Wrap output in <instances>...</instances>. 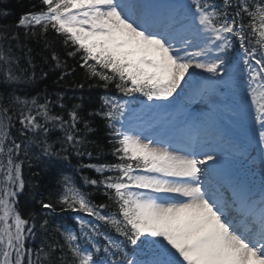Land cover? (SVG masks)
Segmentation results:
<instances>
[{
	"label": "snow or ice",
	"instance_id": "snow-or-ice-1",
	"mask_svg": "<svg viewBox=\"0 0 264 264\" xmlns=\"http://www.w3.org/2000/svg\"><path fill=\"white\" fill-rule=\"evenodd\" d=\"M41 4L46 10L21 16L16 27L33 34L37 27L45 33L51 29L75 49L69 56L80 54V67L91 76L105 86L115 84L124 96L139 94L149 102L147 107H153V101H169L177 89L183 91L182 81L187 84L196 78L204 80L214 94L219 85L234 83L238 71L246 83L245 106L264 150V0H221L219 4L215 0L165 4L41 0ZM236 42L239 52L233 57L230 53ZM13 64L15 58L0 51V71L7 80L19 79ZM14 102L28 109L20 113L24 129H43L47 134L48 127L37 117L46 124H59L64 142L80 154L78 145L83 141L76 138L79 117L75 110L68 114L69 123L50 115L47 104L37 105L35 99L16 97ZM126 103L105 99L102 113L114 137L112 155L119 162L83 165L102 176L116 173L84 180L85 184H102L115 211L102 214L107 205H93L68 177L57 200L62 210L84 213L121 239L117 242L81 218L78 234L61 233L64 243L59 259L53 246L48 251L40 248L35 259L27 247L33 228L15 207L17 193L25 187L22 162L15 158L21 144H6L13 117L8 107L0 108V264H264V185L258 198L240 184L231 196L222 197L207 180L218 167L215 149L201 146L197 151L186 145L174 150L171 143L125 129ZM33 107L36 115H32ZM43 152L56 155L47 143ZM40 206L55 211L50 202L41 201Z\"/></svg>",
	"mask_w": 264,
	"mask_h": 264
},
{
	"label": "trees",
	"instance_id": "trees-1",
	"mask_svg": "<svg viewBox=\"0 0 264 264\" xmlns=\"http://www.w3.org/2000/svg\"><path fill=\"white\" fill-rule=\"evenodd\" d=\"M215 2L219 4L221 0ZM251 2L253 1L249 0V3ZM43 10L46 9L41 0H0V51L15 58L12 69L14 75L19 77L17 80H7L5 74L0 71V108L8 107L9 115L13 117L9 129L10 139L6 144H11L12 141L21 144L15 158L16 162H22L25 187L17 193L15 207L22 218L28 221L27 226L33 228V233L26 241L27 247L32 249L36 256L40 248L48 251L49 246H53L56 249L54 256L59 259L60 245L64 243L61 233L67 230L78 234V220L82 218L87 221L84 213L64 211L57 203L59 194L63 191L64 178L68 177L86 194L93 205H107L102 214L115 211L112 201L105 195L103 185L85 184L84 180H101L104 176H115L116 173L105 172L102 176L83 165H111L119 162L112 155L114 137L110 134L108 122L102 115L104 100L128 99L138 94L124 96L116 89L115 84L105 86L99 78L91 76L87 69L80 67V54L69 56L68 53L75 49L51 29L45 33L37 27L36 34H33L28 29L16 27L21 16ZM16 97L29 102L35 99L37 105L47 104L50 115L60 116L69 123L71 121L68 114L75 110L79 117L76 138L83 141L78 145L80 154L64 142L65 132L59 124H46L42 117H37L39 123L48 127L47 134L43 129H24L19 123V118L21 111L28 109L15 103ZM36 111L37 108L33 107L32 115H36ZM116 126L118 127V123ZM21 131L24 135H21ZM45 143L51 146L56 155L44 154ZM62 148L66 151H61ZM65 156L67 159H64ZM41 201L52 203L55 211L42 209ZM45 220L48 223L41 228L40 225ZM96 222L100 231L107 232L111 238L121 239L107 226ZM99 243L101 246L105 243L102 237ZM67 259L70 260L71 257Z\"/></svg>",
	"mask_w": 264,
	"mask_h": 264
},
{
	"label": "rangeland",
	"instance_id": "rangeland-1",
	"mask_svg": "<svg viewBox=\"0 0 264 264\" xmlns=\"http://www.w3.org/2000/svg\"><path fill=\"white\" fill-rule=\"evenodd\" d=\"M149 0H147L148 2ZM186 2V0H185ZM201 74V73H200ZM193 81V80H192ZM192 81H190L189 83H184L182 81L181 83V88L183 89V91H181V89H177V92L173 94V97L169 98V101H171V103H169V101H153L152 104L154 105L153 107H145L141 109V114H143L144 116L148 117L149 121H154L155 123L157 122V124H159L160 128L163 130L162 135L164 138L166 139H171V138H175L174 134L176 133L181 139H190V140H195L197 139V135H196V131L197 129H201L205 126L210 127V123H211V119H212V114L217 113L218 110L221 107V104L225 101V99L223 100H218L215 99L213 100L212 103L208 102L205 100L204 98V93L197 91L195 93H192V91L197 90L196 89H192V91L186 93V97L183 99V101L177 97V93L178 92H184L186 85L190 86V83H192ZM197 82V81H196ZM195 82V83H196ZM205 90H208L205 87ZM196 94V95H193ZM213 94V93H212ZM215 94V93H214ZM213 94V96H214ZM157 103V105H161L160 107H157V110L155 112V103ZM182 105L178 106V103H182ZM127 105V103H126ZM189 106V107H196V108H202V107H206V109H210L211 110V115L209 116V119H205L206 122H202V121H196L195 117L192 116H186L185 114L179 115V118H177V121H175L173 123L172 126H168L165 123V119H168L169 117L167 116V111L172 108L173 111H177L178 113H182V108L183 106ZM146 111H149V114L146 115ZM152 111V113H151ZM125 121H124V127L128 128L132 131H134V127L139 126L141 128L144 129H148L152 123L150 124H146L143 123L142 121H140L139 119H136V117H138L137 113L135 112V110H131L128 107H126V111H125ZM183 117H188V118H183ZM242 120H244L245 122H249L251 125H253L252 120L250 119L249 115H248V111L244 114V116L241 118ZM156 124L155 129L159 130V126ZM199 124V125H197ZM182 125H189V126H184V128L182 129V131H179V128ZM214 129V128H213ZM213 129H208L205 131L206 135H205V140H208L210 144H212L213 149L217 150L219 149L224 150L225 148H227L224 145L221 144H217V141L219 139L217 131L218 129H215V135L212 134V137L208 138V132L212 133ZM156 133V132H152L151 134ZM228 149V148H227ZM219 161V159H218ZM230 162H223V166L229 165ZM240 164V168H238V171H241L243 169H246V173H247V178L246 180L250 181V182H255V185H258V182H260V177L258 176L259 173V166H260V162L257 160L256 156L254 155V152L251 151L249 154L245 155L244 157L241 158V161H239ZM219 194L222 196L223 193L221 191H219ZM35 258V256H34Z\"/></svg>",
	"mask_w": 264,
	"mask_h": 264
},
{
	"label": "bare ground",
	"instance_id": "bare-ground-1",
	"mask_svg": "<svg viewBox=\"0 0 264 264\" xmlns=\"http://www.w3.org/2000/svg\"><path fill=\"white\" fill-rule=\"evenodd\" d=\"M202 134H203V130H202V132H201V131L199 132V135H202ZM197 143H198L200 146L205 147L204 143H202V142H200V141H199V142L197 141Z\"/></svg>",
	"mask_w": 264,
	"mask_h": 264
}]
</instances>
